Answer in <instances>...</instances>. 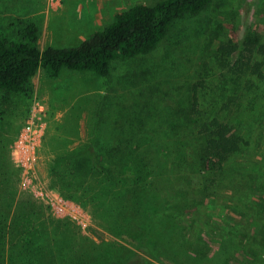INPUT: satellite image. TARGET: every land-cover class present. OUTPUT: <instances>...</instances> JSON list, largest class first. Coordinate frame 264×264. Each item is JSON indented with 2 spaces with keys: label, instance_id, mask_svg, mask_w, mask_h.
I'll return each instance as SVG.
<instances>
[{
  "label": "rangeland",
  "instance_id": "1",
  "mask_svg": "<svg viewBox=\"0 0 264 264\" xmlns=\"http://www.w3.org/2000/svg\"><path fill=\"white\" fill-rule=\"evenodd\" d=\"M157 1L0 0V35L21 42L32 25L39 50L75 48L117 14ZM244 43L253 46L251 62L260 63L262 79L229 78L217 67L219 45H236V59ZM195 96L202 118L228 122L247 141L244 151L218 172L191 162L196 145L188 119L196 118L190 114ZM35 102L45 110V133L34 166L44 188L59 192L61 187L52 172L55 159L73 155L92 141L109 147L123 134L149 159L154 183L148 191L165 199L163 217L182 233L178 239L184 247H174L175 255H162L152 247L143 250L129 231L116 227L119 222L111 225L103 215L102 195L82 206L59 192L86 214L82 228L53 217L43 203L23 192L10 149ZM0 164L15 195L14 217L23 218L21 226L28 221L24 236L33 241L44 232L55 239L44 249L51 264H77L78 259V264H125L126 258L131 264H264V0H213L201 15L176 23L151 55L113 62L109 78L66 69L51 78L39 70L24 92L0 91ZM83 188L90 196L103 192L102 184L89 176ZM74 192L81 196V190ZM20 202L35 213L19 214ZM57 225L69 228L56 230ZM14 240L10 237L8 246Z\"/></svg>",
  "mask_w": 264,
  "mask_h": 264
},
{
  "label": "trees",
  "instance_id": "2",
  "mask_svg": "<svg viewBox=\"0 0 264 264\" xmlns=\"http://www.w3.org/2000/svg\"><path fill=\"white\" fill-rule=\"evenodd\" d=\"M212 2L213 0H158L152 5H135L117 14L114 21L101 32L94 34L89 40H84L75 48L48 47L39 50L36 45L37 29L32 25L22 33L21 42L9 41L0 35V91L24 92L31 78L39 70H43L51 78L57 77L62 69L91 71L109 78L113 62L151 55L163 43L176 23L201 15ZM252 48L250 43H244L243 52H240L236 59H232L238 47L232 44L219 45L214 61L223 73L222 76L227 75L237 80L246 76L262 79L260 63L251 62ZM196 105L195 96L190 114H196V118L188 119L190 134L196 145L192 150V165L201 170L221 171L222 167L229 163V159L244 151L247 141L241 132L228 122L215 117L202 118ZM176 158L180 164L182 157ZM149 165V159L140 152V145L132 144L131 139L122 134L109 147L92 141L73 155L55 159L52 172L55 178H59L61 187L57 188L64 197L84 206L85 200H96L102 195L100 200L103 197L104 199L99 203L100 208L111 225L119 222L116 227L129 231L143 250L152 247L162 255H175L174 247H184V243L178 239L182 233L177 230L178 235L175 229L167 225L168 222L163 217L167 210L164 206L165 199H159L152 195L151 190L148 191L154 183L151 181L153 171L150 173ZM1 168L0 164V264H7L9 261L16 264H51L49 252L44 249L46 244H55V239L44 232H40V238L33 241L24 236L28 221L25 219L24 225L21 226L23 218L14 217L16 212H12V209L15 195L6 186L7 178ZM62 168L66 173L60 171ZM87 176L98 185L102 184L103 192L90 196L83 188ZM74 190H81V196H77ZM19 205V214L35 213L27 203L20 202ZM62 227L69 228L68 225H57L55 229ZM64 234L59 233V236L68 239ZM10 237H15V240L8 246ZM66 239H63V242H66ZM58 240L60 239L57 238L56 241ZM63 245L66 252L70 251L65 248L69 244ZM59 252L61 254V251ZM9 254L13 257L9 258ZM61 255L67 258L64 253ZM67 261H70L69 257ZM124 263L131 264L127 258Z\"/></svg>",
  "mask_w": 264,
  "mask_h": 264
},
{
  "label": "built area",
  "instance_id": "3",
  "mask_svg": "<svg viewBox=\"0 0 264 264\" xmlns=\"http://www.w3.org/2000/svg\"><path fill=\"white\" fill-rule=\"evenodd\" d=\"M44 117L43 105L35 102L10 149V160L20 174L19 187L23 192L32 195L35 200L43 203L53 217L69 220L85 228L86 214L80 207L64 199L56 190L44 188L37 180L34 166L44 138Z\"/></svg>",
  "mask_w": 264,
  "mask_h": 264
},
{
  "label": "crops",
  "instance_id": "4",
  "mask_svg": "<svg viewBox=\"0 0 264 264\" xmlns=\"http://www.w3.org/2000/svg\"><path fill=\"white\" fill-rule=\"evenodd\" d=\"M84 41V40H83Z\"/></svg>",
  "mask_w": 264,
  "mask_h": 264
}]
</instances>
